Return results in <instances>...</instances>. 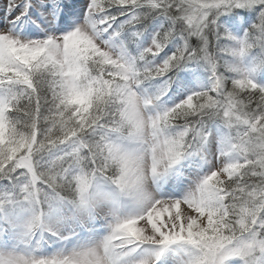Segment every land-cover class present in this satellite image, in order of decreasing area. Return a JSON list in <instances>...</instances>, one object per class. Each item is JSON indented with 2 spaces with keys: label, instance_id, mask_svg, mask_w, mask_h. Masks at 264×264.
Masks as SVG:
<instances>
[{
  "label": "snow or ice",
  "instance_id": "snow-or-ice-1",
  "mask_svg": "<svg viewBox=\"0 0 264 264\" xmlns=\"http://www.w3.org/2000/svg\"><path fill=\"white\" fill-rule=\"evenodd\" d=\"M0 264H264V0H0Z\"/></svg>",
  "mask_w": 264,
  "mask_h": 264
}]
</instances>
